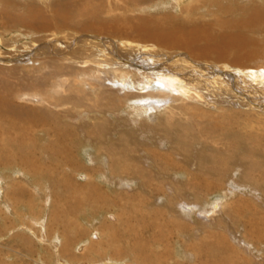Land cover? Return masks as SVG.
<instances>
[{"label":"rangeland","instance_id":"rangeland-1","mask_svg":"<svg viewBox=\"0 0 264 264\" xmlns=\"http://www.w3.org/2000/svg\"><path fill=\"white\" fill-rule=\"evenodd\" d=\"M226 1L238 7L247 2ZM112 2L130 11H112L106 0L0 5V92L30 93L43 78L42 89L53 96L51 83L66 79L67 91L50 102L24 96L10 100V109L32 117L29 109L42 114L44 127L54 121L70 131L56 135L32 126L31 135L0 138V264H264V86L249 91L244 74L222 66L232 58L264 66V42L252 58L239 50L220 61L217 51L209 52L208 61L216 60V85L201 90L202 102L160 96V109L141 110L134 85L113 89L116 97L99 89L96 98L73 81L75 71L95 69L77 58L96 52L87 51L89 43L116 44L115 53L106 54H120L141 70L155 58L162 65L188 59L142 37L131 36L168 54L155 57L152 50L130 47L115 36L110 20L118 19L119 29L146 18L199 22L216 34L218 21L238 20L242 13L225 15L216 0H145L136 9ZM84 3L86 12H79ZM30 6L34 26L24 22ZM94 11L99 21L90 20ZM90 28L102 34H76ZM197 47L202 52V44ZM150 151L169 156L171 165L154 169ZM219 200L225 207L210 218L206 213Z\"/></svg>","mask_w":264,"mask_h":264},{"label":"bare ground","instance_id":"bare-ground-1","mask_svg":"<svg viewBox=\"0 0 264 264\" xmlns=\"http://www.w3.org/2000/svg\"><path fill=\"white\" fill-rule=\"evenodd\" d=\"M135 1H137L138 3H134L130 0H119V2L129 5L130 8L134 6L135 9L141 4V2L143 3V1L145 0H135ZM235 2L236 1L216 0V4H218V6L221 5V7L223 6V9H224V10H220L218 8L217 10L221 11L222 13H225V15L227 14L233 17L232 13L236 14L237 10L241 11L242 13L241 18L238 20L230 18L231 20L218 21V23H216L215 26L218 29H220V31L217 32L216 34L212 33L211 32L212 30L210 31L209 24H202L199 22L198 23L195 22L191 24H172V23L161 22L158 20L154 21V20H150V18H146L148 20H141L137 24H133V25L129 24L128 28L123 27V29H119L118 19L110 20L108 25L117 28L118 30L117 29L115 30L119 32V35H115V36L125 42L127 41L130 44V47L138 46L140 50H143V48L152 50V53H154L155 57L166 56L168 53L165 52L161 54V51H158L157 50L158 48L155 45L142 44L143 42L136 43L135 42L136 38L134 39L133 37L135 36L137 37V39L138 37H142L144 38L143 40L148 41L149 39L151 40V42L154 40V41L159 42V44L161 45L163 49L165 48L171 51L175 50V51L183 52V58L188 59L187 60L188 63L181 61L179 62L178 65H175L178 63V61H171L170 63H164L162 65L159 63L161 62L160 58H155L153 59L151 65L149 63V66H145L143 67V70H141L142 67L138 66L135 63V61L131 60L132 62H127V60L124 59L122 55L120 54L118 55L114 54L113 58L110 57V55L108 56L106 54L107 49L114 52V50L116 49L115 48L116 44H113V47H112V44H110L109 42H102V43L100 42V44L99 43L92 44L91 42L89 43L90 45L87 51H89L91 47L90 49L91 52H94L93 49L95 48H96V52H94V54L92 53L86 54L85 52L86 49L80 50L82 53L85 52L84 53L85 57H77V58H78L79 63L88 64V66L90 64H93L95 69L91 68L90 66L87 68L83 67L84 69L80 71L79 70L75 71V73L72 74L71 78H73V81L75 83L89 87L91 92L95 93L96 98L100 97V93L97 91L99 89L104 90V92L106 91V93L110 96L116 97V95L118 94L114 93L113 89L120 88V89L127 90V88L131 89V86L134 85L140 91V93L138 94L134 92H133L134 94H132L136 96L133 99L135 101V104L139 105L138 107H140L141 110L150 111V112L155 111V109L157 110L160 109L159 106L161 105V103L164 102V100L160 96H163V97L169 96L171 97L172 100H176L177 98V99H186V100L194 101V102H202V100H204L205 97L203 96L201 90L203 88L207 89L206 87H208L209 84L213 86L216 85V78L213 79L214 76H216V71H215L216 70V60L210 61V62L208 61L207 55L209 54V52L217 51L216 53L219 54L220 61L224 59L223 55H227L230 53H233L236 55L239 50H241L240 52L243 53V56H248L252 58V56L255 55V53L257 52L256 51L257 48L261 46V43L264 42V40L262 39H257V37L264 36V0H261L260 2L261 5L257 4L258 1L256 2L254 0H247V2L242 7L236 6ZM112 3H113L112 0H106V4L108 5V8L112 9V11L114 10L123 11L122 9H124L125 13L130 11L126 9L125 7L121 8L120 5H115ZM7 4H8V0H0V5L2 7H6L5 5ZM213 4L214 3H212V5ZM86 5H88V3L81 4L78 11L82 13L86 12L88 8L86 7ZM27 10H28L27 11L28 17L27 19L25 18L26 20L24 22L29 26H34L35 25V21H34L35 10H33L31 6ZM96 13L97 12L95 11L91 12L92 19L90 20L99 21V15H98L99 13L98 14ZM238 15H235V16H238ZM125 21L129 22L128 20H124L123 23ZM32 29H35V28H32ZM84 32L93 33L98 36L102 34L96 29L79 31V32H76V34L84 33ZM131 39H134V41ZM97 40H100V38H97ZM198 44H202V47H201L202 52L198 51L200 49L197 47ZM259 52L260 50L257 53ZM239 55L237 56L239 57ZM97 57L99 58L101 57L100 60L97 59ZM240 60H242V58ZM240 60H237L236 58H232L230 64H227L226 62V64H222V66L224 69H229L231 67H234L238 71V73L241 72L242 74H244L245 79L248 80V83L250 84V87H251L250 88L249 84L247 83L248 85H246V88L249 89V91L250 90L254 91L259 88H263L264 86V66L259 65L260 63L249 64L245 62L246 60L245 61H240ZM196 61H203V62H196ZM200 64H203L204 66H200ZM209 64L213 65L215 69ZM124 76L126 77L127 80H124V83H121L122 78ZM131 76L140 77V78L141 76L143 77L139 80L132 81V79L130 78ZM42 79L43 78L38 80L39 84L37 85L36 88L33 87V89H30V93L29 92L28 93H14L12 91H8V92L1 91L0 92V138L3 137L6 139H9V138H16V137H23L26 135H31L29 131H31L32 126L33 128L37 127L40 130L42 129L46 131L51 130L52 133L56 135L69 134L70 131L67 129L64 130L61 125L55 126L54 121L51 122L53 123V125L52 127H49V128L44 127V125H41V123L45 122V120L41 116L42 114H39L40 115L39 116L33 111L26 109L25 112L33 116L23 117V115L20 114L23 112L19 111V109H22V108H18V110L16 108V111H11L10 109L11 101L23 99L24 96L31 98L33 101H38L41 104L43 103L46 104V102H50V100L53 99V96L57 95L58 92L65 93V91H67L64 89L65 87L64 83L67 82L66 79L61 78V79H58L57 81L51 80L53 82L51 83L49 88L53 90L54 95L52 96L51 94L45 92L46 90L42 89L43 83L41 84V82L44 81ZM229 80L230 79L228 78L227 82H229ZM253 83H257V85H252ZM153 85H157V86L153 87ZM78 92L80 93V91ZM126 94L128 93H124V95ZM243 95H245V93ZM246 98L248 97L246 96ZM30 124H32L31 127H28ZM25 125H28V126L25 127ZM37 125H39V127ZM53 139H55L56 141L60 140L63 144H66L67 142L65 140V137L59 138L57 136V138H53ZM15 156L16 155H14L13 158ZM148 156H149V159L152 160L153 162L151 167H153L154 169L157 168L159 164H162L164 167H168L171 165L170 164L171 158H169V156L167 155L155 154L152 151ZM11 158L12 157L8 156V158H6L5 161H10ZM67 202H69V200ZM211 207H212V210H211ZM211 207H210V211L207 212L206 215H208L210 218L211 217L213 218L217 214H220V212L225 207V205L223 201L219 200L217 201V204L216 203L212 204ZM73 209L75 210V208ZM250 228H252V226Z\"/></svg>","mask_w":264,"mask_h":264}]
</instances>
